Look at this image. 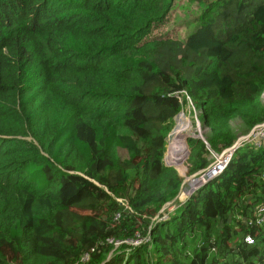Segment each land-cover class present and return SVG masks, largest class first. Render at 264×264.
<instances>
[{
  "label": "trees",
  "instance_id": "trees-1",
  "mask_svg": "<svg viewBox=\"0 0 264 264\" xmlns=\"http://www.w3.org/2000/svg\"><path fill=\"white\" fill-rule=\"evenodd\" d=\"M193 1L182 42L175 0H0V264H264V145L161 212L185 96L186 176L264 121V0Z\"/></svg>",
  "mask_w": 264,
  "mask_h": 264
},
{
  "label": "rangeland",
  "instance_id": "rangeland-1",
  "mask_svg": "<svg viewBox=\"0 0 264 264\" xmlns=\"http://www.w3.org/2000/svg\"><path fill=\"white\" fill-rule=\"evenodd\" d=\"M200 10L199 5L193 0H175L163 25L155 28L149 39L172 38L183 42L194 27V22ZM199 116L200 114L197 109L193 110L189 105L185 106L175 117L174 128L167 137L164 162L167 166L173 167L183 179L182 190L176 203L184 199V195L189 191L191 185L190 179L192 176H186V160L188 157L186 140L188 138H198L205 141L204 136L208 133V130L201 126ZM233 127L238 128L239 123H233ZM249 132L250 130L237 135L236 140Z\"/></svg>",
  "mask_w": 264,
  "mask_h": 264
},
{
  "label": "built area",
  "instance_id": "built-area-1",
  "mask_svg": "<svg viewBox=\"0 0 264 264\" xmlns=\"http://www.w3.org/2000/svg\"><path fill=\"white\" fill-rule=\"evenodd\" d=\"M264 98V94L262 96ZM244 144H251L254 145L255 147H261L264 145V121L255 125L248 134L239 137L233 145L230 147L224 149L220 153H214L210 152L211 154V162L210 164L202 171L194 174L191 179H190V189L188 192L185 193L184 199L180 201L183 203L188 197H190L196 190L201 188L202 186L206 185L208 182L211 180L217 178L227 167L229 162L232 159V156L234 152L242 145ZM263 180H264V175H263ZM182 190V189H181ZM180 190V191H181ZM179 196V195H178ZM175 206L173 205L172 202L167 203L164 205L163 209H168L172 210L174 209ZM167 218V215L163 216L162 219ZM262 222H264V206L261 207L258 210L257 217H256V223L259 225ZM143 239L137 238L135 241H128L126 244L128 245H137L140 242H142ZM247 242H251L249 238L246 239ZM110 243L112 240L109 241ZM115 247L119 246L118 242L114 243ZM89 256L83 255L79 261H77L75 264H84L88 260Z\"/></svg>",
  "mask_w": 264,
  "mask_h": 264
},
{
  "label": "clouds",
  "instance_id": "clouds-1",
  "mask_svg": "<svg viewBox=\"0 0 264 264\" xmlns=\"http://www.w3.org/2000/svg\"><path fill=\"white\" fill-rule=\"evenodd\" d=\"M179 100H180V98H179ZM185 100H186V107L189 105L193 110H195V108H194V106H193V104H192V102H191V100H190V98L188 97V96H185ZM262 102H263V98H262ZM263 104H264V102H263ZM203 141V140H202ZM205 142V141H204ZM233 145V144H232ZM230 147V146H229ZM210 152H212V151H210ZM222 152V151H221ZM215 153V152H214ZM210 156H211V154H210ZM209 156V160H210V162H211V157ZM210 162H209V164H210ZM182 188V187H181ZM179 193H180V191H179ZM179 195V194H178ZM178 195H177V197L172 201V203H174L175 202V200H178ZM170 203V202H169Z\"/></svg>",
  "mask_w": 264,
  "mask_h": 264
}]
</instances>
